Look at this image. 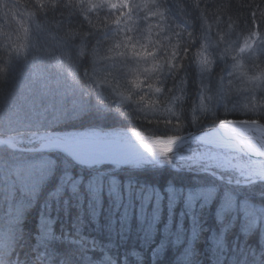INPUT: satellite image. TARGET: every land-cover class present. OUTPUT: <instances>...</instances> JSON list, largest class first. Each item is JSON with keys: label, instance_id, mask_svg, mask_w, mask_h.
<instances>
[{"label": "snow or ice", "instance_id": "snow-or-ice-1", "mask_svg": "<svg viewBox=\"0 0 264 264\" xmlns=\"http://www.w3.org/2000/svg\"><path fill=\"white\" fill-rule=\"evenodd\" d=\"M20 2L0 264H264V0Z\"/></svg>", "mask_w": 264, "mask_h": 264}, {"label": "trees", "instance_id": "trees-1", "mask_svg": "<svg viewBox=\"0 0 264 264\" xmlns=\"http://www.w3.org/2000/svg\"><path fill=\"white\" fill-rule=\"evenodd\" d=\"M14 5H19V6L16 8ZM7 6H9V13L5 15L6 17V22H5L6 24L4 23L5 31L8 30L7 32H10V34H12L15 39L16 33H13L12 29L18 28V25H16V21L18 18L22 16L24 9L20 0H8ZM11 9L13 10V15H11V11H10ZM19 10L22 11L18 13ZM0 18H4L3 15H1ZM0 36H3L2 31H0ZM33 39H35V37H33ZM3 92H5V85H2L0 87V93ZM137 131H142V133L145 132L144 129H138ZM0 171H3V169H0ZM2 177H4L5 181L1 182L0 180V233L7 234L8 236L11 237V239L9 240V248L11 249L12 247L21 246V242L23 240H26V232L22 234L19 231L18 227L14 233L10 230L11 221L14 219V216L9 217L8 215V209L12 203V185L13 183H15L16 186L19 187L20 186L19 181L14 180L9 170L5 174H3ZM28 222L29 224H31V218H29ZM30 248H31V242L27 241V247L24 250H29ZM29 264H34V262L29 260Z\"/></svg>", "mask_w": 264, "mask_h": 264}, {"label": "rangeland", "instance_id": "rangeland-1", "mask_svg": "<svg viewBox=\"0 0 264 264\" xmlns=\"http://www.w3.org/2000/svg\"><path fill=\"white\" fill-rule=\"evenodd\" d=\"M7 2H8V0H0V17H1V15H3V17H4V18H0V21H2V22H0V24H1L0 25V29L2 30V33L5 31V24H6L5 23L6 22L5 15L9 13V6H7ZM10 11L13 12L12 9ZM3 20H4V22H3ZM6 31H8V30H6ZM1 38L3 39V36H0V41H2ZM13 39H14V36H13ZM2 47H3V44H0V48H2ZM2 85H4V84L2 82H0V87ZM3 94H4V92L0 93V107H3V103H2ZM144 131H145L144 133H142V131H141V134L143 136H146L149 139H151V136L149 135V132L146 131V130H144ZM0 169H3V171H0V180H1V182H4L5 180H4V177H2V175L5 174L6 172H8V169L6 167L5 159H4L3 154H0Z\"/></svg>", "mask_w": 264, "mask_h": 264}, {"label": "bare ground", "instance_id": "bare-ground-1", "mask_svg": "<svg viewBox=\"0 0 264 264\" xmlns=\"http://www.w3.org/2000/svg\"><path fill=\"white\" fill-rule=\"evenodd\" d=\"M16 8L19 6V5H14ZM22 10H19V12L18 13H20ZM11 15H13V12H11ZM138 130V129H137ZM138 147H139V145H137ZM141 150H143V149H141ZM157 179H159V177H157ZM4 196V195H3ZM5 197V196H4Z\"/></svg>", "mask_w": 264, "mask_h": 264}]
</instances>
